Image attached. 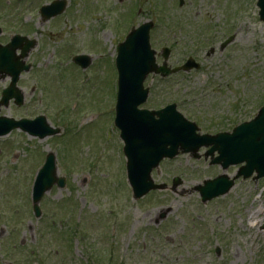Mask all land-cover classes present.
<instances>
[{
    "label": "rangeland",
    "instance_id": "rangeland-1",
    "mask_svg": "<svg viewBox=\"0 0 264 264\" xmlns=\"http://www.w3.org/2000/svg\"><path fill=\"white\" fill-rule=\"evenodd\" d=\"M51 1L38 0L37 5ZM65 1L66 10L54 20L40 24L35 12L18 31L41 44L29 60L34 58L38 67L19 79L23 106L10 102L0 108V116L43 115L62 135L38 141L13 131L0 138V264H264V179L235 180L228 194L202 204L195 187L218 175L233 178L242 166L223 171L210 165L211 157L204 158L209 148L199 150L198 160L180 155L152 172L155 183L168 186L178 177L176 193L132 199L114 127L112 58L116 41L130 27L147 20L156 24L151 0H141L145 6L129 24L138 0ZM160 4L165 16L180 20L181 29L157 26L150 33L151 48L157 53L171 48V66L192 57L201 67L170 77L166 87L148 77L144 108L176 103L185 118L198 124L200 134L230 132L252 119L264 103V25L256 0ZM1 21L7 31L18 26ZM231 36L233 41L220 50ZM82 54L92 59L85 72L73 63ZM8 83L0 79V89ZM48 152L55 154L57 177L65 186H53L43 195L42 215L35 220L31 187Z\"/></svg>",
    "mask_w": 264,
    "mask_h": 264
},
{
    "label": "water",
    "instance_id": "water-1",
    "mask_svg": "<svg viewBox=\"0 0 264 264\" xmlns=\"http://www.w3.org/2000/svg\"><path fill=\"white\" fill-rule=\"evenodd\" d=\"M182 4L181 0L180 5ZM257 6L260 8V19L264 22V0H258ZM46 11H50V8ZM58 12L59 9L51 11L50 16ZM152 26V22H147L138 29L132 30L126 40L120 44L117 58L118 102L115 123L121 129L120 137L125 144L123 150L127 158V176L134 199L143 197L151 190L166 189V185H155L150 177L152 169L156 168L163 158H174L179 151L190 153L197 158V151L203 146L212 145L208 154L217 151L219 156L213 160V163L220 164L223 169L245 162L246 165L239 170L237 177L243 176L245 179L253 172L257 174L255 179L264 177V106L251 122L240 125L232 134H218L213 137L196 135L195 126L176 113L173 105L156 113L136 109L147 97L148 90H143L142 87L147 74L154 72L165 77L178 71L188 72L199 68L192 59H188L183 67L173 70L167 68L165 63L158 67L155 64V52L149 46V31ZM231 41L232 38L221 48ZM162 55L167 60L169 50L163 49ZM74 61L83 68L88 64L87 59L81 57ZM2 68L0 72L12 76L11 85L3 102L6 103L14 96L16 104L20 105L22 97L15 94V82L20 72H27L29 67ZM17 127H22L31 135L41 139L58 133L57 130L49 129L44 119L22 124L2 120L0 136ZM53 184L62 188L64 181L56 178L54 156L49 154L33 187V208L36 217L40 216L37 203ZM178 184V180L175 179L173 191ZM232 186L233 181H229L226 176H219L213 181L205 182L204 187H197L196 190L200 193L202 201L206 202L226 194Z\"/></svg>",
    "mask_w": 264,
    "mask_h": 264
},
{
    "label": "flooded vegetation",
    "instance_id": "flooded-vegetation-1",
    "mask_svg": "<svg viewBox=\"0 0 264 264\" xmlns=\"http://www.w3.org/2000/svg\"><path fill=\"white\" fill-rule=\"evenodd\" d=\"M37 1L38 0H9L10 3L13 2L14 4L12 7H9L7 6L6 0H0V5L2 4V7H0V67H22L23 66L21 63L22 61H25L26 64L30 63L31 67H34V66L38 67V63L34 65L36 62L34 58L32 62H29V60L31 56L30 53L38 52L41 50V44H39L34 39H29L28 37L27 38L29 42L34 40V43L32 44L29 43L30 50H28L25 60H23L20 57L22 54V51L24 50V43H21L20 46H18V48L15 47L16 50L12 52L13 53L12 55L14 56L12 60L15 62L14 64H8V57H7L8 56L7 44L10 41V38L15 35H19L18 34V31H20L19 28H24L27 25L28 19L30 18V15L32 13H35V12L37 13L38 21L40 22V24H44L48 22V21H45L39 15V10L42 5L38 6ZM6 19H9L8 23L11 25V28H13L14 23H18L19 27L16 25L15 31L13 30L7 31L1 21V20H6ZM3 89H0V94L3 91Z\"/></svg>",
    "mask_w": 264,
    "mask_h": 264
},
{
    "label": "trees",
    "instance_id": "trees-1",
    "mask_svg": "<svg viewBox=\"0 0 264 264\" xmlns=\"http://www.w3.org/2000/svg\"><path fill=\"white\" fill-rule=\"evenodd\" d=\"M154 2H156V3H155V4H153V3H152V5H151V6H154V7H156L157 5H159V4H160V2H161V1H160V0H154Z\"/></svg>",
    "mask_w": 264,
    "mask_h": 264
}]
</instances>
